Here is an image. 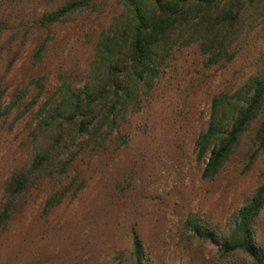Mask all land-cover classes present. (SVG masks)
<instances>
[{"label": "rangeland", "instance_id": "obj_1", "mask_svg": "<svg viewBox=\"0 0 264 264\" xmlns=\"http://www.w3.org/2000/svg\"><path fill=\"white\" fill-rule=\"evenodd\" d=\"M119 1L97 0L96 9L41 29V17L64 0H0V207L7 181L26 172L36 148L49 143L38 128L42 106L63 80L84 83ZM244 29L231 63L210 64L195 44L176 49L142 95L141 110L129 114L103 149L74 142L63 155L77 154L69 173L40 177L0 227V264H135V235L144 264H247L243 255L221 258L215 243L185 228L196 216L224 233L264 183V150L248 170L258 150L253 132L213 181L202 178L205 162L196 153L212 99L236 90L264 62V10L245 20ZM42 43L47 48L38 61ZM63 191L62 202L47 211L46 202ZM257 240L264 247V210Z\"/></svg>", "mask_w": 264, "mask_h": 264}, {"label": "trees", "instance_id": "obj_2", "mask_svg": "<svg viewBox=\"0 0 264 264\" xmlns=\"http://www.w3.org/2000/svg\"><path fill=\"white\" fill-rule=\"evenodd\" d=\"M97 0H64L44 14L41 29L64 23L82 10L96 9ZM264 0H120V13L99 36L95 57L80 87L63 80L39 113L38 128L48 144L35 150L29 169L12 176L4 188L0 227L10 223L24 205L25 194L43 175L64 177L77 154L64 156L74 142L103 149L129 114L142 108L148 94L180 47L197 45L210 64L235 60L243 39L245 20L262 13ZM46 43L40 44L41 61ZM41 86L40 81L34 82ZM253 132L258 146L248 170L264 150V62L240 87L211 101L206 130L196 140L199 161L205 162L202 178L215 180L241 140ZM78 192V190L76 191ZM66 191L54 194L46 210L60 204ZM264 210V183L230 219L228 229L216 233L191 216L185 228L195 238L218 246L221 258L243 255L247 264H264V247L257 240V222ZM135 264H144L145 248L135 235Z\"/></svg>", "mask_w": 264, "mask_h": 264}]
</instances>
